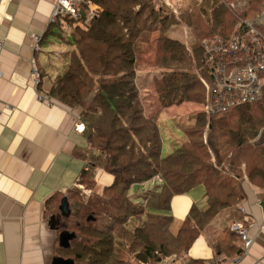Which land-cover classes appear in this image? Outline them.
<instances>
[{"label": "trees", "instance_id": "1", "mask_svg": "<svg viewBox=\"0 0 264 264\" xmlns=\"http://www.w3.org/2000/svg\"><path fill=\"white\" fill-rule=\"evenodd\" d=\"M90 1L102 10L81 19L84 27L60 15L45 33L43 44L55 40L67 46L46 96L74 110L84 124L87 145L75 152L84 161L78 183L92 190L100 168L114 181L102 194L78 187L66 196L68 231L76 236L60 247V255L73 264H170L168 257L186 256L201 233L211 232L218 215L239 213L245 174L264 189V143H251L264 127V91L258 101L210 116L195 114L184 128L186 138L164 155L159 112L145 114L137 84L143 47L158 32L154 69L159 75L153 86L161 109L203 104L206 91L193 67L203 40L233 29L226 3H240L243 16L254 17L264 0H186L177 13L163 0ZM176 24L186 29L185 40L169 35ZM200 184L207 191L204 202L192 205L177 234L171 216L151 212L168 214L174 196ZM139 186L144 190L132 194ZM235 221L211 234L216 257L244 253L243 239L232 229Z\"/></svg>", "mask_w": 264, "mask_h": 264}, {"label": "crops", "instance_id": "2", "mask_svg": "<svg viewBox=\"0 0 264 264\" xmlns=\"http://www.w3.org/2000/svg\"><path fill=\"white\" fill-rule=\"evenodd\" d=\"M163 1L176 13L186 3ZM53 3L54 0H0V264H56L62 258V233L68 231V225L59 217L67 219L60 209L61 201L79 187L84 167V161L75 153L87 145L84 124L74 110L46 96L61 68L59 56L67 49L60 41H42L51 26ZM101 10L87 0L81 4L80 15L88 21ZM157 37L155 32L151 47L155 48ZM36 43L38 50L34 48ZM48 45H58L60 49ZM35 71L38 83L34 81ZM152 71L153 83L159 71ZM143 88L139 90L145 114L160 113L158 98L150 107L145 101L149 89ZM243 178L246 197L239 213L228 210L218 215L211 232L201 233L186 256H170L168 263L218 259L217 264H264V189L249 182L246 174ZM113 181L114 176L100 168L96 184L88 193L102 194ZM206 192L203 184L197 185L174 196L168 214L156 209L151 212L171 216V231L177 234L192 205L203 203ZM232 219L248 228L250 244L242 255L216 257L211 234L222 231Z\"/></svg>", "mask_w": 264, "mask_h": 264}, {"label": "built area", "instance_id": "3", "mask_svg": "<svg viewBox=\"0 0 264 264\" xmlns=\"http://www.w3.org/2000/svg\"><path fill=\"white\" fill-rule=\"evenodd\" d=\"M82 2L87 0H54L50 22L65 15L84 27L80 15ZM226 5L235 18L233 29L229 34L205 38L200 58H194L196 73L206 90L203 111L208 116L258 101L264 91V2L254 17L243 16L240 3ZM34 48L38 50L39 45L36 43ZM34 75L38 83L37 71ZM242 212L245 213L244 208ZM232 229L241 236L247 248L250 244L248 228L235 223Z\"/></svg>", "mask_w": 264, "mask_h": 264}, {"label": "rangeland", "instance_id": "4", "mask_svg": "<svg viewBox=\"0 0 264 264\" xmlns=\"http://www.w3.org/2000/svg\"><path fill=\"white\" fill-rule=\"evenodd\" d=\"M171 1L173 4L176 5L178 4V1H181V0H171ZM169 35L175 39H180V40H185L187 38L186 29L181 24L174 25L172 29L170 30ZM56 46L58 45H52V46L48 45V48H52V47L54 48ZM58 49H60V47ZM155 50L156 49L154 47H151L150 44L144 45L142 57L139 62V69H138L139 71H137V74L139 75L137 79V84L140 90L142 91V89H144L143 86L149 89L148 93L146 91L147 97L145 98V101L149 104L150 107H151L152 102L153 103L157 102V99H156L157 95L155 93V90H154L155 88L152 83V78L154 74L152 70H154ZM50 61L48 62L46 66L47 69H49L51 65ZM52 62L55 63L54 58L52 59ZM193 67L196 72L197 66H195L194 64ZM156 72L158 73V71ZM152 96L155 97L153 100L151 99ZM192 103L193 104L175 105V106H171L169 108L160 110V113L157 117V121L160 124L161 136L163 137L162 151L164 155L170 152L176 144H178L179 142L183 141L186 138V132H184V128L192 125L193 117L196 116L201 111H203V104H201L200 102H192ZM263 131H264V127L261 128L257 139L252 141L251 143L263 144L264 143V132ZM79 188L83 190L85 193L89 192V191H85L86 188L84 185L82 187L79 186ZM139 189H142V188L140 186L135 187V188L133 187L131 189V193L134 194L137 190L139 191ZM92 193L94 192L92 191ZM59 217L61 218V223L65 222L67 225L68 223L69 225L71 224V221H72L71 219L69 218L66 219L63 216H59Z\"/></svg>", "mask_w": 264, "mask_h": 264}, {"label": "water", "instance_id": "5", "mask_svg": "<svg viewBox=\"0 0 264 264\" xmlns=\"http://www.w3.org/2000/svg\"><path fill=\"white\" fill-rule=\"evenodd\" d=\"M60 209H61L62 214L64 216L68 217L70 215L71 210H70L69 203H68V200L66 197H64L62 199ZM52 226H55L54 223ZM62 236H63L62 245L68 246L70 239L74 238L76 236V234L73 232L64 231L62 233ZM56 264H73V261L72 260H65L63 258H58L56 261Z\"/></svg>", "mask_w": 264, "mask_h": 264}]
</instances>
